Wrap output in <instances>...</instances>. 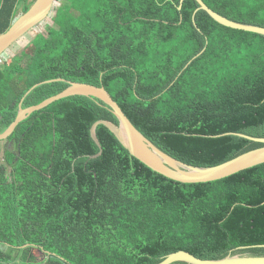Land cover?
Masks as SVG:
<instances>
[{
    "label": "trees",
    "instance_id": "obj_1",
    "mask_svg": "<svg viewBox=\"0 0 264 264\" xmlns=\"http://www.w3.org/2000/svg\"><path fill=\"white\" fill-rule=\"evenodd\" d=\"M180 1L65 0L33 52L0 64V134L24 98L23 108L37 106L77 82L104 87L147 139L185 164L215 167L264 147L240 136L264 138V36L218 24L196 0L179 10ZM203 1L264 28V0ZM32 3L0 0V34ZM56 79L64 81L26 96ZM100 120L118 124L100 100L70 97L7 140L0 264H160L180 251L264 257V164L182 184L132 157L103 125L93 159Z\"/></svg>",
    "mask_w": 264,
    "mask_h": 264
},
{
    "label": "water",
    "instance_id": "obj_2",
    "mask_svg": "<svg viewBox=\"0 0 264 264\" xmlns=\"http://www.w3.org/2000/svg\"><path fill=\"white\" fill-rule=\"evenodd\" d=\"M184 1L185 0H181L179 10H182ZM56 2L57 0H35L26 13L21 15L5 33L0 34V57L14 44L24 38L30 31L44 23L52 14ZM196 2L199 4L197 12L201 10L207 12L218 24L227 28L264 36L263 27L231 21L209 8L203 0H196ZM201 54L194 59L198 58ZM58 81L64 80L56 79L38 84L34 86L26 96L42 84ZM75 96L100 100L112 110L114 116L118 120V124L100 120L92 126L91 137L101 150L97 155L92 156L93 159L100 157L103 153L101 143L96 133L98 126L103 125L115 135L132 157L139 160L152 171L182 184L215 182L264 164V147L242 154L231 161L215 167H195L185 164L166 154L147 139L133 125L119 104L104 87H96L94 85L77 82H69V87L63 92L45 100L37 106L23 108L24 98L20 103L17 117L12 124L0 134V142L9 140L19 124L27 120L35 112L41 111L62 99ZM240 136L250 141L264 144V138H253L245 135ZM160 264H264V257L231 254L222 260L213 261L202 260L188 252L180 251L169 255Z\"/></svg>",
    "mask_w": 264,
    "mask_h": 264
},
{
    "label": "rangeland",
    "instance_id": "obj_3",
    "mask_svg": "<svg viewBox=\"0 0 264 264\" xmlns=\"http://www.w3.org/2000/svg\"><path fill=\"white\" fill-rule=\"evenodd\" d=\"M35 0H29V3L34 2ZM65 0H57L55 3L54 10L52 11V14L46 19L44 23L34 28L32 31H30L24 38H22L20 41H18L16 44H14L7 52H5L1 58H0V64H4L5 62L8 64L14 61L15 56H20L22 51H30L33 52L32 47L29 46V44L32 43L34 40L36 34L38 33H44L47 34V29L50 26H54L53 23V16L56 14H63L65 12ZM31 7V6H30ZM25 11L23 8V5L19 8V15ZM5 61V62H4ZM4 62V63H3ZM7 146L6 143L0 142V164L4 160V148Z\"/></svg>",
    "mask_w": 264,
    "mask_h": 264
},
{
    "label": "flooded vegetation",
    "instance_id": "obj_4",
    "mask_svg": "<svg viewBox=\"0 0 264 264\" xmlns=\"http://www.w3.org/2000/svg\"><path fill=\"white\" fill-rule=\"evenodd\" d=\"M6 144H7V146L4 148V150L7 149V148L11 149L12 144L9 143L8 141H7ZM240 255H244V254H240Z\"/></svg>",
    "mask_w": 264,
    "mask_h": 264
},
{
    "label": "bare ground",
    "instance_id": "obj_5",
    "mask_svg": "<svg viewBox=\"0 0 264 264\" xmlns=\"http://www.w3.org/2000/svg\"><path fill=\"white\" fill-rule=\"evenodd\" d=\"M181 2V1H180ZM185 2V1H184ZM184 4V3H183ZM196 167V166H195Z\"/></svg>",
    "mask_w": 264,
    "mask_h": 264
},
{
    "label": "crops",
    "instance_id": "obj_6",
    "mask_svg": "<svg viewBox=\"0 0 264 264\" xmlns=\"http://www.w3.org/2000/svg\"><path fill=\"white\" fill-rule=\"evenodd\" d=\"M1 58V57H0Z\"/></svg>",
    "mask_w": 264,
    "mask_h": 264
}]
</instances>
